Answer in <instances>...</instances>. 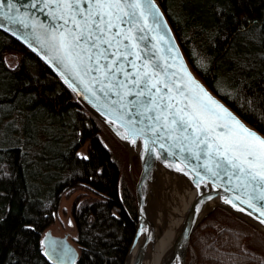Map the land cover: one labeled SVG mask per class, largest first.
Segmentation results:
<instances>
[{"label": "trees", "instance_id": "16d2710c", "mask_svg": "<svg viewBox=\"0 0 264 264\" xmlns=\"http://www.w3.org/2000/svg\"><path fill=\"white\" fill-rule=\"evenodd\" d=\"M194 73L264 134V0H158ZM107 131L54 70L0 29V264H53L44 231L63 195L72 264H126L138 227L132 176ZM187 264H264V232L222 206L194 229Z\"/></svg>", "mask_w": 264, "mask_h": 264}, {"label": "snow or ice", "instance_id": "6c2138e0", "mask_svg": "<svg viewBox=\"0 0 264 264\" xmlns=\"http://www.w3.org/2000/svg\"><path fill=\"white\" fill-rule=\"evenodd\" d=\"M37 5L41 6V12L48 9L47 14L59 21L52 25L51 39L60 53L58 63L69 72L71 82L68 77L65 82L72 86L79 78V84H85L87 77L84 91L93 97L97 91L105 97H116L111 104L114 111L116 106L124 110L121 119L131 108L142 118L141 123L147 121L141 128L130 120L123 121L122 126H127L130 132L122 138L132 137L134 144L135 136L147 131L156 137L151 140L153 145L167 136L172 141L171 148L187 151L196 160H200L203 152L209 163L200 167L212 178L227 177L228 183L235 178L239 181L234 185L236 190L251 187V193L245 192L247 199L236 195L224 202L241 212L246 209L234 200L246 204L251 209L247 214L258 213L254 218L264 224V138L241 125L185 68L182 67L187 78L185 90L194 94V102L184 96L178 85L174 87V80L162 78L160 65L154 62V57L142 54L138 43V39H143L136 35L143 31V27H138V16H143L142 11L138 12L142 8L140 0H33L31 7ZM5 8L8 12L19 11L14 0H0V15ZM178 94L189 101L183 107L179 106L182 100ZM221 120L226 123H219ZM223 127L230 128L227 137L213 135L217 128ZM161 132L164 135H158ZM177 132L181 134L175 135ZM189 144L200 151L193 152ZM159 146L165 147L163 143ZM171 155L178 157L179 152ZM175 167L177 171L183 170ZM194 182L199 187V180Z\"/></svg>", "mask_w": 264, "mask_h": 264}, {"label": "water", "instance_id": "95a60500", "mask_svg": "<svg viewBox=\"0 0 264 264\" xmlns=\"http://www.w3.org/2000/svg\"><path fill=\"white\" fill-rule=\"evenodd\" d=\"M14 2L15 9H19V11L17 12L16 10H13L12 12H8L7 8H5L3 10L4 14L0 15V29L9 33L34 51L64 82L66 77H68L71 82L69 72L58 63L60 53L57 52L54 47L55 42L51 39V35L53 34L52 25L58 24L59 21L53 20L51 16L47 14L48 9L41 12L40 5H37L35 8L31 7L33 0H14ZM140 3L142 8L141 10H138V12L142 11L143 16H138V27H143V31H138L136 33L137 37H143V39H138L140 50L142 54L154 57V62L159 64L160 68L163 70L162 78H170L171 80H174L176 82L174 87L178 85L180 89L184 91V96L193 99L194 102V94L185 90V81L187 78L184 76L182 67L185 68L191 75L192 79L198 83L204 91L209 94V96L219 104L223 105V107L226 108L241 125L255 132L261 138H264L263 133L252 127L240 117V115L212 92L194 73L176 37L172 25L158 0H140ZM144 25L147 26L144 27ZM164 73L167 75L164 76ZM84 81L85 84H79V78H77V82L72 83V86H69V83H65L89 111L100 119L121 142L130 147L129 144L132 143V137H129L128 139L122 138L123 136H127L130 132V129L127 126H122L123 121L130 120L137 128L144 127L147 121L141 123L142 118L138 117L136 115V110L131 108L121 119L120 114L124 112V110L119 109L118 106H116L117 110L114 111V106L111 104V100L116 99V97H105L99 91H97L96 96L93 97L91 93L84 91L88 78L85 77ZM184 96H179L178 94V99L182 100V103L179 105L181 107L189 102L184 99ZM129 99H131V97H129ZM219 123H226V121L221 120ZM190 133L191 129H189V134ZM229 133L230 128L223 127L217 128L213 135L219 134L223 137H227ZM180 134L181 133L179 132L175 133V135ZM158 135H164V133L161 132ZM153 139H156V137L147 131L142 135L135 136V143L139 146L137 156L140 163V172L135 181L138 227L129 249L127 261L136 243L143 238L133 263L142 264L148 246L156 237V213L164 208L158 200L152 185L159 161H163L166 166L174 168L178 165L183 169L182 172H186L191 176L194 188L192 201L186 210L171 250L166 257L169 259L168 264H187L191 235L201 220L216 206L220 205L228 209L257 228H262L261 230L264 232V224L259 223V221L254 218L258 213L249 216L247 212L251 211V209H248L246 204H240L239 201L234 200V203L238 204L239 207L246 209L245 212H241L236 208H233L231 204L224 202L226 199H233L236 195H240L241 199H247L245 192L247 191L248 193H251V187L248 189L241 187L239 190H236L234 185L238 184L239 181L235 178L232 179L231 183L227 182V177H224L223 179L212 178L210 173H207L200 167L201 164L209 163L207 158L203 155V152H201L200 160H196L187 151L180 152L178 148H171L170 144L172 141H170L167 136H165L163 140H157L154 145L151 144V140ZM161 143L165 145L164 149L160 148L159 145ZM146 146H148L149 150H146ZM188 147L191 148L193 152L200 151L199 149H196L195 145L189 144ZM203 147L206 148V146ZM172 152H179V156H172ZM197 172L200 173L199 178L197 177ZM197 180H199V187H197L194 182ZM226 188L230 190L225 191ZM212 198H217L223 203L213 206L210 211L203 216H200L204 204ZM50 232V230H47L43 235V245L46 239L50 237ZM61 240L62 243L60 246L53 248L52 251L48 252L44 250V252L48 255L49 260L53 264H72L73 260L78 255L77 248L70 244L66 237Z\"/></svg>", "mask_w": 264, "mask_h": 264}, {"label": "bare ground", "instance_id": "6f19581e", "mask_svg": "<svg viewBox=\"0 0 264 264\" xmlns=\"http://www.w3.org/2000/svg\"><path fill=\"white\" fill-rule=\"evenodd\" d=\"M129 145L131 153L137 154L138 144L131 143ZM152 183L156 196L164 208L156 213V237L148 246L142 264H168L169 259L166 257L194 196L193 179L188 173L177 171L176 168L166 166L163 161H159ZM221 203L223 202L217 198L210 199L204 204L200 216ZM142 239L132 249L126 264L134 263Z\"/></svg>", "mask_w": 264, "mask_h": 264}, {"label": "rangeland", "instance_id": "374dc122", "mask_svg": "<svg viewBox=\"0 0 264 264\" xmlns=\"http://www.w3.org/2000/svg\"><path fill=\"white\" fill-rule=\"evenodd\" d=\"M102 138L104 139L105 143L112 148L114 158L118 162L122 173L124 175L132 176L135 185V181L137 180L140 172V163L137 154H132L130 147L123 142L124 148L119 149L118 143L114 139H111L112 137L107 131L102 132ZM80 192L87 193V196L91 195L90 192H86L83 189L77 190L71 195H63L54 222L44 231V234L47 230H50L55 236L62 235L66 237L67 241L75 248H77V243L75 241L77 231L71 209L75 196ZM52 250L53 247H50V251Z\"/></svg>", "mask_w": 264, "mask_h": 264}, {"label": "flooded vegetation", "instance_id": "af4514ba", "mask_svg": "<svg viewBox=\"0 0 264 264\" xmlns=\"http://www.w3.org/2000/svg\"><path fill=\"white\" fill-rule=\"evenodd\" d=\"M50 233H51L50 237L46 239L43 245L44 250L48 252L50 251V247L57 248L58 246H60L62 243L61 239L64 238V236L62 235L55 236L54 234H52V232Z\"/></svg>", "mask_w": 264, "mask_h": 264}]
</instances>
